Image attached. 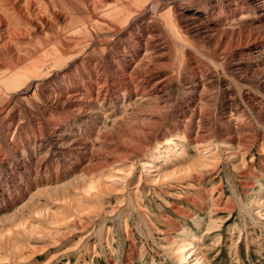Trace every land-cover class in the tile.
<instances>
[{
	"label": "rangeland",
	"instance_id": "obj_1",
	"mask_svg": "<svg viewBox=\"0 0 264 264\" xmlns=\"http://www.w3.org/2000/svg\"><path fill=\"white\" fill-rule=\"evenodd\" d=\"M45 1L47 9L41 8L40 18L34 19L38 27L12 20L11 25L28 29L30 45L11 41L9 49L0 50V76L11 71L7 67L15 58L24 56L12 72L25 74L34 66V76L45 79L44 67H59L62 52L81 50L92 37L94 28L79 27L87 19L88 4L96 0ZM188 1L178 7L206 9L198 20L215 18L218 29L264 24V0ZM161 20L157 30L174 81L166 86L171 95L162 118L138 155H124L123 146L115 151L114 138L145 99L128 93L123 97L109 81L116 67L101 69L114 57L116 63L119 57H132L131 33L89 52L66 74L46 78L26 97H9L11 88L0 84V264H264V90L238 77L233 57L217 51L214 55L185 23L170 27L163 16ZM241 57H249L252 67L264 68V48ZM143 59L152 62L149 53ZM193 67L210 70L215 81L211 102L201 107L200 118L191 120L201 121L191 130L204 136L198 146L180 131V124L189 122L181 115L190 114L183 90ZM95 73L106 74L107 80L96 82ZM224 86L230 87L228 94L222 92ZM74 87L93 92L91 104L83 108L87 117L59 105ZM104 93L111 98L107 106L101 101ZM194 100L199 105L198 98ZM222 117L232 121L229 131L220 126ZM50 119L77 140L78 149L47 155L48 141L40 140L47 137L45 122ZM235 120L245 126L236 129ZM228 135L234 138L232 148L224 141ZM113 153L121 160L101 166L103 155ZM84 167L97 170L85 175ZM16 185L25 188L21 196ZM180 245L182 259L172 253ZM18 256L29 258L16 262Z\"/></svg>",
	"mask_w": 264,
	"mask_h": 264
},
{
	"label": "bare ground",
	"instance_id": "obj_2",
	"mask_svg": "<svg viewBox=\"0 0 264 264\" xmlns=\"http://www.w3.org/2000/svg\"><path fill=\"white\" fill-rule=\"evenodd\" d=\"M183 1L188 0H113L110 2H107L106 0L92 1L90 4H88L89 7H87L86 10L87 19L82 23V26L80 25L81 27H79L80 29L94 28L91 31L92 37H90L88 42L85 43L83 49L74 50L72 48L71 50L68 49L65 52H62V64L59 67H54L52 66V63H50L51 65H49L51 67L47 65L44 67V69L42 68L47 72L45 79H52L59 74H66L70 67L75 66L77 63L85 59L89 52L95 51L102 44L117 40L126 36L127 34L129 35L130 33L133 35L135 44H132L134 48L132 51L134 53L132 57L130 59L119 57L117 59L119 63L115 62L116 58L114 57L101 67V69L104 71L108 70L107 64H109V68L112 70L114 67H116V69L113 70V73H111L109 81L116 85L118 91L123 92V97L126 93H128L129 96H134V99H145L143 105L134 111L135 117H129L128 120L122 119L123 122L120 126H124V128L121 129L118 135H116L114 138V145L116 148L115 151L117 150L118 146H123V151H126L130 156L138 155L148 143L152 131L154 130V126L159 123L160 119L162 118L163 110L166 108L169 101L170 92H167L166 86L172 80L174 81V79L170 76L167 70L170 57L166 54L165 41L162 40L160 32L157 30L158 25H160L158 21H162V16L164 25H168L170 27L179 26L180 23H185L187 25L186 27L188 32L193 33L194 36L198 35L200 38H202L204 43L212 47L213 54L217 51L219 54L227 55L230 58L233 57V72L236 73L240 78L244 77L246 79H251V83L255 84L257 88L264 90V68L252 67L250 65L252 60L249 57H241V54L247 51H251L253 49L262 50L264 48V24L241 30H229V28L218 29L214 27L215 25H218V20H215V18H207V23L198 20V16L201 12L208 13L206 9L200 10L197 8H192L189 9L192 11H189L187 8H182L183 6L179 8L178 6ZM162 4H166L165 6H167L163 14L158 12V8L162 6ZM41 8L44 10L47 9V3L45 0H37V2L35 0H0V50L3 51L9 49L11 41L25 44L26 46L30 45L29 41L26 39V33L29 32L28 29L25 30L11 25L12 20L14 18H18L30 26L38 27L39 24L35 23L36 21L34 22V19L40 18L39 14L41 12ZM212 9L213 6L210 7L211 13ZM225 10H227L226 7ZM228 11L229 10H227V12ZM234 13L235 11H233L232 15H234ZM199 17H201V15ZM192 21H197V23L190 27ZM139 23H141L140 26H138ZM133 28H136L138 32H131ZM72 30H74V28H71V31ZM156 31L157 33H155ZM143 35H145V37ZM23 49L27 50L28 47L24 46ZM139 50H142V53L137 55ZM148 53L151 55L152 62H144L143 56ZM110 55L111 54H106L105 57H112ZM258 57H260V54ZM25 59L26 57L24 56H21V58H15L16 62L7 67L11 71L5 75L3 74V76H0V84L6 85L9 87V89L11 88L9 91V97H26L31 90L35 91L40 82L45 80L44 78H37L34 76L36 73V67L34 66H31L30 71H27L25 74H21L16 71L12 72L17 64L25 61ZM131 61H133V63ZM139 65H145V67H139ZM193 68L194 69H191L194 70L191 72L193 74L188 77L185 76L187 83L186 87H184L185 89L183 88V92L189 99L187 100L186 106L189 108L188 111L190 114L185 115V113H181V116L188 117L189 122L180 124V131L182 134L184 133L182 137L186 138L190 142H193L195 146H198L201 144L204 136H199L197 133L192 135L191 130L194 128H199L201 126V121L196 119L197 121L191 122V120H193L195 117L200 118V112L202 111L201 107L204 109L205 106H207V102H211V91L213 87H215V81L214 74L211 73L210 70H200L198 67ZM196 68H198V70H196ZM94 79L96 82H101L102 80H107V76L103 73H95ZM229 90L230 87L224 86L222 92L224 94H228ZM69 93V97L64 98L63 101L59 103V105H62L63 108L68 110L70 109L71 113L76 114L78 117H87V114L84 112L83 108L87 106L86 104H91L90 99L93 97V92L91 89L81 92L79 88L74 87L73 89L69 90ZM98 95L99 92L95 96ZM85 96H87L88 100L85 99ZM150 96L152 98L148 99ZM194 97L198 98L199 105L194 104ZM101 101L105 106L111 104V98L108 97L106 93L102 95ZM50 106L52 109L56 108V106H53L52 104ZM1 113L2 109L0 108V114ZM193 113L196 114V116H194ZM45 123L47 126H49V130L47 129L46 132L47 137L43 140H40V142L44 143V141H48V156L54 155L55 152H68L79 148L76 139L70 137L71 135L68 136L66 133L60 132L59 127H57L55 124L56 121L50 119ZM231 125L232 121L229 119H223V122L220 124V126L225 130L230 129L232 127ZM173 126L175 128L179 127L178 125L176 126V124ZM234 126L236 129H241L245 125L239 123L238 120H235ZM121 138L123 139L121 140ZM224 141L227 143V146L231 147V143L234 141V138L231 135H228L224 138ZM242 141V143H245L246 139H243ZM126 152L124 155H126ZM237 152H239V150ZM101 159V166L106 167L113 164L115 161H120L121 156H116L115 153L106 154L103 155ZM60 161L61 159L56 160L55 162L59 163ZM25 164L26 161L21 162V164H18V166H25ZM96 170L97 167H84L82 172L85 175H90L91 172ZM55 178L56 177L53 179ZM16 188L18 189L17 192H19L18 195L20 196L25 191V188L21 189L20 185H16ZM182 247L183 245H180L174 248L172 251V253L175 254V257L178 259L183 258L181 257L183 255V251L181 250ZM28 258V256H18L16 258V262H24Z\"/></svg>",
	"mask_w": 264,
	"mask_h": 264
}]
</instances>
